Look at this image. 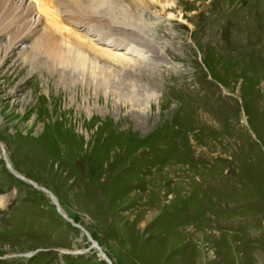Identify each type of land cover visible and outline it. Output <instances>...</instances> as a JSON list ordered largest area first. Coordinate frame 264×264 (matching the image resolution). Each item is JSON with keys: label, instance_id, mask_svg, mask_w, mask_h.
<instances>
[{"label": "rangeland", "instance_id": "374dc122", "mask_svg": "<svg viewBox=\"0 0 264 264\" xmlns=\"http://www.w3.org/2000/svg\"><path fill=\"white\" fill-rule=\"evenodd\" d=\"M11 1L18 13L32 6ZM166 1L165 14L154 3L112 27L90 25L97 33L64 26L122 57L89 54L109 71L107 87L124 76L141 99L79 85L67 94L53 80L36 106L31 92L43 76L21 83L18 66L7 65L0 142L67 217L45 190L13 175L0 151V264H264V0ZM35 13L2 45L37 30L28 48L45 27ZM114 35L138 44L128 51Z\"/></svg>", "mask_w": 264, "mask_h": 264}, {"label": "bare ground", "instance_id": "6f19581e", "mask_svg": "<svg viewBox=\"0 0 264 264\" xmlns=\"http://www.w3.org/2000/svg\"><path fill=\"white\" fill-rule=\"evenodd\" d=\"M127 3L128 6L125 7V4ZM154 3H157L159 5V8L161 9L160 12L162 14H165L168 10H170L171 4H169V1L166 0H36L34 4L31 1L30 4H32V6L29 7L28 10H25L27 11V14H31V12H34L35 8H37L43 15L47 17V19H45V27H43L42 29L43 32L40 33L39 37L36 40H33V43L28 48H26L24 47V45L30 39L39 34L37 30H33L34 32L26 35V39L24 40L22 39V36L24 35L25 30L24 32H16L12 36L10 42L6 43L5 45H2L3 37L7 34V32H9L12 27L20 24L21 21L27 17V14L22 12L18 13L19 8L15 6L14 1L0 0V77H7L9 75L10 78L13 77V75H15L16 73L15 78H18L23 74V79L21 81V83H23L29 81V79H32V77L33 79L36 76L40 78L42 75L43 82L40 81L39 85L37 87H33L34 89L31 92L32 99L36 97L35 96L33 98V95H37V102L35 104L36 106L38 105V100L42 99V97L44 98L45 96H43V94H40L39 91L47 87L53 90V87L51 86L53 80H59L60 83L62 82L61 84L64 86L63 88L66 89L67 94L71 93L73 87L79 85L87 90L93 89L96 95L98 94L106 96L108 95L109 91L107 89L114 88L123 91L120 95H115V93H111L112 96H115V98L119 100L125 101L126 99H128L127 102H133L134 99H141V97H143L142 93L138 92V94L135 95L134 90H132L133 93H130L131 91H128L130 88H137V86L133 84L134 81L132 82L131 79L126 78L124 76H118L119 80L121 78H125L124 82L120 81L119 84L107 87L109 83L113 82L111 81V78L108 75L109 71H107L108 73L106 74L104 70H101V68H99V66L97 65L98 60L96 61L93 58V60H91L89 58V54H92V56L97 57L98 59L109 60L115 63H122V57L113 55L114 52L113 54L107 53L109 52L108 49L107 52L105 49V51L101 49H96L91 43H85L86 41L83 43L84 40L81 41L82 37L73 38V34H71L69 31H66V28L64 26L67 25V23H69L70 21L75 22L74 20H77L78 22H80L87 21L89 19L90 20L88 22L91 23L92 26H108L111 22L116 21L125 22V18L135 19L136 17H138V12L141 8H143L145 11L153 9ZM63 12L68 13V15H66L67 17H69V14L72 15V17H69L66 20L59 19L58 16L63 15ZM169 15L171 16V14ZM39 17L40 19L44 20L42 15H39ZM62 30H65V32H67L66 34H69V36H64ZM103 32L100 33L102 34V36ZM113 39H115L119 43L118 46L124 45L127 49L128 47L131 48L133 43L138 44L137 41H134L132 39L119 38L115 35L113 36ZM16 51H18V53ZM126 61L129 62V60ZM7 65H14L13 67H16L17 65L19 70H17L18 68H16L13 71L12 75V72L10 73V70H8L11 69V67L6 68ZM87 70L91 71V74L89 73V76L91 78H88ZM97 72L102 76L101 81L92 80V78L97 75ZM105 75H107V77H105ZM128 80L130 83L127 82ZM36 81L34 82V84L36 83ZM138 88H140L139 90L142 89L139 86ZM50 94L46 92V95H48L49 98H52ZM36 106L34 107L36 108ZM28 109H30V107L27 108V110ZM37 117H35L33 121V127L38 124L39 118ZM0 151H2L3 158L6 162L9 171H11V173L17 178L23 180L24 176L17 172L11 164L8 155H6L7 147L2 142H0ZM24 182L35 186L41 191L45 190V194L48 195L50 199L53 198L56 201V206H58L59 211L65 217H67L62 207L59 205L58 199L50 191L48 192V190L44 189L37 183L31 181L30 179H27V181ZM0 205H2V203H0ZM88 237L91 236L89 235ZM91 238L89 239L91 240ZM92 243L96 245V250L97 247L99 248V250H97L99 255L110 263L108 259L109 257L107 256L104 249H102L100 245H97L98 243L96 244L95 241H92Z\"/></svg>", "mask_w": 264, "mask_h": 264}, {"label": "water", "instance_id": "95a60500", "mask_svg": "<svg viewBox=\"0 0 264 264\" xmlns=\"http://www.w3.org/2000/svg\"><path fill=\"white\" fill-rule=\"evenodd\" d=\"M49 192V191H48ZM53 202L56 203V201L53 199Z\"/></svg>", "mask_w": 264, "mask_h": 264}]
</instances>
